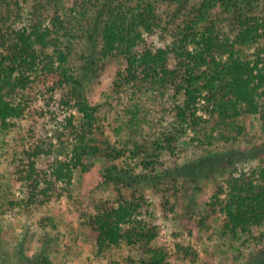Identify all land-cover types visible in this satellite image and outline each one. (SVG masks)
Instances as JSON below:
<instances>
[{
	"label": "trees",
	"instance_id": "trees-1",
	"mask_svg": "<svg viewBox=\"0 0 264 264\" xmlns=\"http://www.w3.org/2000/svg\"><path fill=\"white\" fill-rule=\"evenodd\" d=\"M27 2L0 0V164L25 191L0 183V214L70 198L74 171L105 159L117 195L84 216L123 264H169L160 221L195 216L202 179L214 192L200 228L216 214L223 234L264 226V160L235 176L240 154L219 150L251 116L264 125V0H80L66 17L60 0ZM112 60L109 99L92 105ZM147 184L154 206L137 195Z\"/></svg>",
	"mask_w": 264,
	"mask_h": 264
},
{
	"label": "rangeland",
	"instance_id": "rangeland-1",
	"mask_svg": "<svg viewBox=\"0 0 264 264\" xmlns=\"http://www.w3.org/2000/svg\"><path fill=\"white\" fill-rule=\"evenodd\" d=\"M75 1L60 0L62 17L70 15L69 9ZM28 9L31 0H28ZM31 6V5H30ZM157 45L159 40L153 38ZM67 40L62 39L61 45ZM160 44V42H159ZM250 53V51L248 52ZM121 65V66H120ZM100 78V85L91 86L88 101L92 105L108 101L110 82L122 64L112 60ZM246 122V133L238 142L221 144L220 152L240 154L235 157L236 173L248 175L263 166L264 125L259 115L251 116ZM106 135L111 132L106 130ZM253 150V152H250ZM235 155H233L234 157ZM88 172L74 171L69 187L70 198L66 196L43 206H33L30 210H14L0 214V264H123V252L113 248L99 251L97 234L87 225L84 215H94L95 206L102 200L114 199L116 187L107 184L103 169L108 166L105 159L87 162ZM0 183H11L12 193L21 200L25 191L20 184L13 183L1 162ZM8 169V168H7ZM233 172V171H232ZM138 173V171H137ZM224 179L222 177L220 180ZM202 193L196 194V214L192 218L183 216L173 227L169 219H162L159 227L158 244L164 249L169 264H256L264 256V226L254 228L249 234H223V217L216 214L200 228L196 221L206 214L205 203L214 192V181L200 180ZM194 189V188H193ZM143 192V193H141ZM143 194L150 206L157 204L161 192L147 184L137 195ZM223 197V196H222ZM218 213V212H217ZM85 217V218H84ZM89 219V217H88ZM177 245L183 247L177 251ZM260 251H263L262 253ZM260 255V256H259ZM264 264V263H258Z\"/></svg>",
	"mask_w": 264,
	"mask_h": 264
}]
</instances>
